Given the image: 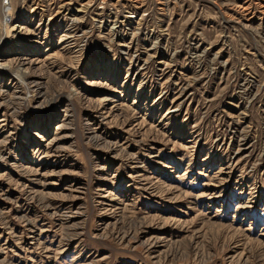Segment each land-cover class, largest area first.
<instances>
[{
  "label": "rangeland",
  "instance_id": "374dc122",
  "mask_svg": "<svg viewBox=\"0 0 264 264\" xmlns=\"http://www.w3.org/2000/svg\"><path fill=\"white\" fill-rule=\"evenodd\" d=\"M0 264H264V0H0Z\"/></svg>",
  "mask_w": 264,
  "mask_h": 264
}]
</instances>
